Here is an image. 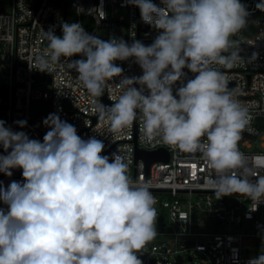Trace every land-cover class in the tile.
Segmentation results:
<instances>
[{
	"label": "clouds",
	"instance_id": "1",
	"mask_svg": "<svg viewBox=\"0 0 264 264\" xmlns=\"http://www.w3.org/2000/svg\"><path fill=\"white\" fill-rule=\"evenodd\" d=\"M128 3L140 9L144 23L162 30L151 45L115 36L101 40L79 22H63L62 37L44 30L47 47L28 62L30 70L51 73L66 58L92 97L121 77L116 102L94 104L98 121L111 133L122 132L139 111L147 141L201 154L214 174L205 187L217 200L231 195L260 200L264 174L239 147L252 120L249 107L237 99L239 89L229 87L227 74L212 67L231 69L242 59L231 38L247 27L246 6L241 0ZM256 8L264 12V2ZM95 9L104 12L102 6ZM76 54L86 59L71 60ZM129 58L141 67V76H124L114 63ZM184 68L196 74L186 83ZM43 124L50 130L41 142L0 120V146L8 153L0 155V172L11 177L19 168L24 178L0 185V201L7 206L0 208V264H143L137 254L157 236L149 185L132 180L118 152L102 155L101 140L82 139L58 114H49ZM247 264H264V249Z\"/></svg>",
	"mask_w": 264,
	"mask_h": 264
},
{
	"label": "built area",
	"instance_id": "2",
	"mask_svg": "<svg viewBox=\"0 0 264 264\" xmlns=\"http://www.w3.org/2000/svg\"><path fill=\"white\" fill-rule=\"evenodd\" d=\"M37 1L0 0V120L13 131H23L29 138L43 142L50 130L43 121L56 113L61 120L75 126L82 139L101 140L105 145L102 155L111 157L118 152L125 158L129 176L134 181L143 179L156 200L157 236L137 254L143 264H247L260 255L264 249V197L252 201L231 195L217 200L214 192L205 187L209 176L214 174L201 154L181 152L159 139L147 141L139 111L133 122L117 134L109 131L106 122L94 120L98 116L94 104L104 105L102 96H106L110 105L118 99L120 92L115 83L121 77L107 82L100 97H92L77 79L78 73L69 68L66 58H61L51 73L29 68L33 56L47 47L48 41L42 36L44 30L54 29L60 36L68 11L72 14L69 23L79 22L89 34L105 41L115 36L129 44L140 40L148 46L162 30L148 24L147 28H139V22H143L140 9L128 0H40L35 6ZM152 2L163 6L161 0ZM241 3L249 12L247 21L257 23L258 33L254 39H245L239 32L233 40L238 42L237 48L247 46L253 52L243 51L242 59L231 69L212 67L227 74L229 87L239 89L237 99L249 107L252 120L242 134L239 147L258 174H264V12L256 8L259 0H241ZM101 6L104 12L95 9ZM118 9H123L127 16L119 15ZM114 27L123 28V35H112ZM100 28L108 29L107 34H99ZM253 54L255 59H251ZM114 63L123 69L124 76L143 74L135 58ZM183 71L187 74L183 83L195 78L196 74L189 69ZM181 84L178 81L173 86L174 95ZM16 121H27V126L21 128ZM159 148L167 151V160H156L148 169L142 158H136V149ZM7 154L0 146V155ZM252 157L257 159L253 161ZM11 171V177L0 172V185L4 188L12 181L24 182L22 169ZM0 208L7 206L0 201ZM246 221L250 222L251 231L238 230L243 229Z\"/></svg>",
	"mask_w": 264,
	"mask_h": 264
},
{
	"label": "water",
	"instance_id": "3",
	"mask_svg": "<svg viewBox=\"0 0 264 264\" xmlns=\"http://www.w3.org/2000/svg\"><path fill=\"white\" fill-rule=\"evenodd\" d=\"M40 0H38L35 4V6L38 5ZM64 13H66V7L64 6ZM263 23H264V19H263ZM139 28H147V24L144 23V22H139ZM240 50V54L243 52V51H246L248 53H252L253 52V48H250V47H247V46H241L239 48ZM102 100L104 102V105H107V106H110V103L107 101L106 99V96H102ZM94 120H98V117H95ZM136 158H142L145 163H146V166H147V169H148V166L156 161V160H164L166 161L167 158H168V153L166 150H164L163 148H159L157 150H153V151H143L141 149H136Z\"/></svg>",
	"mask_w": 264,
	"mask_h": 264
},
{
	"label": "rangeland",
	"instance_id": "4",
	"mask_svg": "<svg viewBox=\"0 0 264 264\" xmlns=\"http://www.w3.org/2000/svg\"><path fill=\"white\" fill-rule=\"evenodd\" d=\"M260 3L264 2V0H259ZM119 10V15H122L124 17H126V12L123 9H118ZM97 32L99 34H107L108 29H104V28H100L97 30ZM124 33V29L121 27H114L111 28V34L112 35H118V36H122ZM258 33V25L255 21H247V27L245 29H243L241 31V37L245 38V39H254L255 35ZM233 39V37L231 38ZM233 228V227H232ZM238 230L242 231H246V232H250L251 231V225L249 221H246L244 223V227L242 228H238ZM251 254L255 255V252H251Z\"/></svg>",
	"mask_w": 264,
	"mask_h": 264
},
{
	"label": "trees",
	"instance_id": "5",
	"mask_svg": "<svg viewBox=\"0 0 264 264\" xmlns=\"http://www.w3.org/2000/svg\"><path fill=\"white\" fill-rule=\"evenodd\" d=\"M72 19V14H71V11H68L67 14H66V22H70ZM63 33H62V28L60 29V36L62 37ZM82 55L81 54H76L74 55L73 57H71L72 59H75V60H80L82 59Z\"/></svg>",
	"mask_w": 264,
	"mask_h": 264
}]
</instances>
